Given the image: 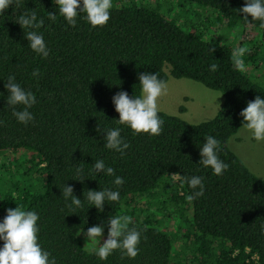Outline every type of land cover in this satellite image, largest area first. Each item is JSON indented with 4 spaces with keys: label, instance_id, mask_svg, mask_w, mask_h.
Masks as SVG:
<instances>
[{
    "label": "trees",
    "instance_id": "trees-1",
    "mask_svg": "<svg viewBox=\"0 0 264 264\" xmlns=\"http://www.w3.org/2000/svg\"><path fill=\"white\" fill-rule=\"evenodd\" d=\"M112 3L107 24L95 28L84 13L74 27L69 25L54 0H14L0 15V222L17 205L36 212L39 243L56 264H264V180L227 146L244 124L239 113L256 96L264 99L261 21L244 19L238 10L245 0ZM199 7L212 9L216 24L237 27L234 47L205 38L203 21L188 27H183L184 19L177 21L190 9L200 12ZM33 9L43 26L22 29L18 16ZM49 12L56 13L55 21L48 19ZM30 30L43 34L47 57L29 47L25 32ZM237 47L249 49L244 68L253 73L234 67L231 57ZM212 64L219 66L217 71H209ZM166 66L172 77L223 93L213 117L189 123L159 110L164 124L158 136L134 134L117 123L112 97L119 91L139 96V74L155 73L165 81ZM35 70L38 76H33ZM10 75L36 99L28 109L34 119L26 124L12 114L24 106L7 105L10 93L4 85ZM112 128L130 145L123 155L105 147ZM209 135L220 141L218 155L229 165L219 176L199 163ZM97 160L115 175L95 173ZM173 172L202 177L204 194L188 201L199 188L174 182ZM116 176L123 178L122 186L113 183ZM65 185L73 187L82 208L69 207ZM103 189L119 191L120 198L105 201L98 212L86 193ZM118 215L130 216L129 228L141 233L139 254L133 259L118 249L100 260L85 248L81 232L108 225Z\"/></svg>",
    "mask_w": 264,
    "mask_h": 264
},
{
    "label": "clouds",
    "instance_id": "clouds-1",
    "mask_svg": "<svg viewBox=\"0 0 264 264\" xmlns=\"http://www.w3.org/2000/svg\"><path fill=\"white\" fill-rule=\"evenodd\" d=\"M13 3L14 0H0V15H3ZM54 3L58 6L59 15L73 27L76 25V18L81 13L85 14L84 18L93 28L105 26L110 19V10L113 7L112 0H54ZM238 11L245 14L244 19L246 20H248V16L252 20H260V27L264 28V0H245L244 6ZM48 19L55 21L56 13L49 12ZM16 23L22 29H39L43 26L44 21L38 19L37 12L33 9L20 14ZM25 38L29 42L31 50L43 57L49 55L42 33L30 30L25 32ZM209 51L214 52L215 48L211 46ZM248 51L249 49L246 47H237L233 50L231 59L237 70H245L243 56ZM218 67L217 64H212L209 66V71L215 72ZM38 75V70H35L33 76ZM138 80L141 95L129 96L126 91H119L112 97L115 111L119 114L117 123L127 125L134 134L158 136L163 131L164 121L158 114L157 100L166 93L167 83L159 79L155 73L146 72L139 74ZM4 87L10 93L7 97V105L24 106L21 111L13 110V116L21 123L26 124L32 121L34 117L28 109L36 102L34 94L22 88L11 75L8 76ZM2 95L3 93H0V96ZM217 105L219 109V104ZM239 115L243 117L244 127L251 131L253 138L258 142L264 141V99L256 96L247 103ZM105 140L106 148L120 152L121 155L130 146L123 141L118 128L107 130ZM219 148L220 141L211 135L207 136L202 147H200L201 158L199 160L200 164L210 167L213 175L217 176L222 175L229 167L220 159ZM92 170L95 173L104 172L109 176L115 175V170L112 167H105L103 160H97L93 164ZM76 172L80 176L83 169L78 167ZM170 176L174 182L187 183L192 189L199 188V191H195L186 197L188 201H193L204 194L202 177L193 176L189 178L176 172ZM79 181H83L82 177ZM113 183L116 186H122L124 180L116 176ZM73 191L72 186L65 185L63 189L64 198H71L70 208L72 206L82 208L81 199L73 195ZM86 198L90 205L95 206L98 212H102L105 201H118L120 193L110 189L88 190ZM38 220L39 216L36 212L26 211L22 206L17 205L14 209L6 210V215L0 222V241H3V246L0 247V264H56L55 259H50V253L45 251L39 243ZM107 223V239L103 243L100 242L104 232L103 224L87 228L84 235L94 245L90 251L100 260H106L113 251L119 249L124 255L134 259L139 254L138 246L141 233L135 228H129L132 218L128 215H118L109 218Z\"/></svg>",
    "mask_w": 264,
    "mask_h": 264
},
{
    "label": "rangeland",
    "instance_id": "rangeland-1",
    "mask_svg": "<svg viewBox=\"0 0 264 264\" xmlns=\"http://www.w3.org/2000/svg\"><path fill=\"white\" fill-rule=\"evenodd\" d=\"M173 10L175 11V9ZM194 10L190 9L187 12L185 11L186 13H182L181 18L177 19V21H184L183 27H188L189 25H194L203 21L207 24L206 28H203L202 31L205 38L219 40L231 47L236 45L238 40L236 26L227 28L225 24H216L213 19L214 12L210 8L199 7L200 12ZM171 15H173V13ZM181 19L184 20L181 21ZM164 70L166 72L165 82L167 83V90L166 93L157 100L158 109L160 111L175 115L189 123H198L213 117L218 110L217 104L220 106L223 101V94L221 91L209 89L201 83L188 78L172 77L167 71V66ZM245 71L253 73L252 70L247 71L245 69ZM254 75H258V72H255ZM227 146L238 156L250 172L264 180V141H256L251 131L244 127L243 124L228 138ZM2 159L3 157H0V160ZM85 232L86 231L81 232V241L85 248L91 249L94 245L87 240L84 235ZM107 232L108 225H105L103 235L100 238L101 243L107 239Z\"/></svg>",
    "mask_w": 264,
    "mask_h": 264
}]
</instances>
